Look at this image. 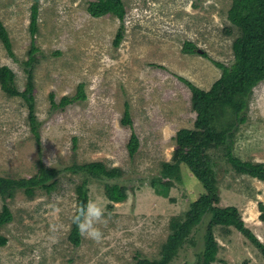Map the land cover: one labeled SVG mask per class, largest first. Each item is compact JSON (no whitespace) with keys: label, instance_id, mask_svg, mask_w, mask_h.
<instances>
[{"label":"rangeland","instance_id":"1","mask_svg":"<svg viewBox=\"0 0 264 264\" xmlns=\"http://www.w3.org/2000/svg\"><path fill=\"white\" fill-rule=\"evenodd\" d=\"M91 0H0L13 56L0 40V66L14 72L22 91L28 71L32 79L34 112L39 142L30 130L27 104L20 95L0 87V177L28 178L39 163L57 169L56 183L47 192L36 188L27 197L21 188L0 195L12 219L0 226L7 238L0 245V264H133L135 258H159L170 232V221L183 216L204 188L182 164L180 179L171 178L166 195L150 185L160 175L161 162L169 161L178 128L192 127L190 90L181 77L208 89L220 75L213 60L229 65L236 30L226 32V10L231 0H124L121 20L108 13L92 16ZM37 4L36 31H29L30 7ZM120 24L123 35L113 39ZM31 38L37 51L32 66L24 64ZM191 41L201 52L186 53ZM205 52L207 56L202 53ZM82 83L85 98L51 109L49 93L59 100L73 95ZM125 103L132 126L120 123ZM245 121L240 123L233 152L244 160L264 162V82L252 88ZM131 132L139 145L129 155ZM75 139V141L73 140ZM215 162L217 205L235 206L244 224L264 243V181L239 173L212 150ZM103 161L118 166L121 174L108 182L127 186V198L109 201L103 181L92 179L88 197L105 207L103 239L96 243L81 236L78 245L68 238L75 209L74 186L81 174L67 169L73 162ZM201 227V225L199 226ZM219 244L212 264H264L249 240L232 226H214ZM190 235L197 239L198 232ZM196 246L185 241L170 264H195Z\"/></svg>","mask_w":264,"mask_h":264},{"label":"trees","instance_id":"2","mask_svg":"<svg viewBox=\"0 0 264 264\" xmlns=\"http://www.w3.org/2000/svg\"><path fill=\"white\" fill-rule=\"evenodd\" d=\"M86 9L92 16L111 13L121 20L124 19L126 12L124 0H91ZM36 15L37 4L34 2L31 4L29 17L31 35L36 31ZM226 18L229 21L225 28L226 32L231 33L233 29L236 30L231 44L233 60L226 65L212 59V62L220 68V75L208 89L200 88L180 76L190 90V108L195 113L193 125L178 128L173 136L175 147L171 158L169 161H162L160 169V175L167 179L162 181L160 177L155 176L150 181V185L157 193L166 195L171 185L170 179H180V166L184 164L200 181L204 192L190 202L183 216L172 218L171 230L161 245L160 257L150 259L137 256L133 264H170L185 241L196 246L195 264H212L219 249L213 232L214 226L223 229L232 226L237 229L257 248L264 260V243L244 224L238 209L232 205H217L218 197L214 186L215 162L210 153L212 150H219L232 169L264 181V162L244 160L233 152L235 133L239 124L245 121L247 102L252 88L264 82V0H231L226 10ZM122 35V24H120L113 39L115 45L119 44ZM0 40L7 53L13 56L7 31L1 21ZM182 50L186 53H194L196 46L193 42L186 41ZM36 51L37 47L31 38L25 65L32 66L36 60ZM202 54L207 56L205 52ZM27 71L25 88L20 91L14 84V72L8 66L1 65L0 87L6 93L20 95L25 100L30 130L39 142V122L34 112L32 79L30 70ZM83 98H85L83 85L78 83L73 95H63L59 100H55L54 94L50 92V108H63L68 103ZM120 123L132 126L127 103L124 105ZM138 140V136L131 132L126 143L129 155H133L137 150ZM67 169L81 174L80 182L74 186V212L78 205L89 201L87 185L92 179L103 181V192L109 201L120 202L127 198L126 185L104 180L118 177L121 174L118 166H107L103 161L94 160L82 164L73 162L67 166ZM56 173L57 169L53 166L48 167L40 162L37 172L28 178L0 177V195L3 199L11 196L15 188H21L27 197H31L36 188L49 192L55 186ZM258 207L261 210L259 218L264 221V204L259 202ZM11 219V211L3 203L0 210V226ZM192 230L198 232L197 239L190 235ZM68 238L74 245H78L81 241V235L72 220ZM6 241L7 238L0 234V245H4Z\"/></svg>","mask_w":264,"mask_h":264},{"label":"clouds","instance_id":"3","mask_svg":"<svg viewBox=\"0 0 264 264\" xmlns=\"http://www.w3.org/2000/svg\"><path fill=\"white\" fill-rule=\"evenodd\" d=\"M105 217V207L95 200H90L76 207L71 220L81 236L99 243L104 235L101 226L107 223Z\"/></svg>","mask_w":264,"mask_h":264},{"label":"water","instance_id":"4","mask_svg":"<svg viewBox=\"0 0 264 264\" xmlns=\"http://www.w3.org/2000/svg\"><path fill=\"white\" fill-rule=\"evenodd\" d=\"M196 51H197V52H201V49H199V48H196Z\"/></svg>","mask_w":264,"mask_h":264}]
</instances>
